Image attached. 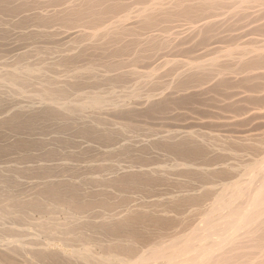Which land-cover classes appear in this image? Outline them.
I'll return each mask as SVG.
<instances>
[{
  "label": "bare ground",
  "instance_id": "obj_1",
  "mask_svg": "<svg viewBox=\"0 0 264 264\" xmlns=\"http://www.w3.org/2000/svg\"><path fill=\"white\" fill-rule=\"evenodd\" d=\"M0 9L8 11L5 23H0L3 39L34 35L68 40L65 43L71 46L64 47L67 50L58 63L88 52L100 55L99 60L110 57L111 62L105 59L110 71L93 76V84L132 82L137 72L124 70L125 65L149 67L126 93L135 101L131 106L123 99L113 101L95 92L71 108L60 103L56 93L63 94L70 84L73 87L72 78L59 81L53 74L55 78H48L47 73L40 102L13 108L0 116V123L59 114L76 129L107 134L112 128L100 127L99 112L152 111L159 121H155L156 115L149 126L143 124L142 134H128L107 151L115 158L125 153L131 159L125 158L124 164L116 159L109 174L106 171L108 175L94 183L126 184L136 192L151 193L163 186L170 189L156 197L128 194L117 203L90 199L85 191L80 193L81 199H42L56 198L74 184L73 178L60 175L42 178L38 185L59 189L40 190L44 195L23 200L26 204L21 209L38 230L31 232L10 222L11 227L1 226L0 264H127L135 257L132 264H264V0H0ZM20 23L25 27L7 29ZM27 70L12 71L11 78L4 79L13 85L30 79L35 72ZM161 77L170 79L161 84ZM156 86L164 88L155 90ZM2 94L0 99L9 98ZM96 207L100 210L94 211ZM35 215L39 220L34 221ZM186 230L189 232L182 234Z\"/></svg>",
  "mask_w": 264,
  "mask_h": 264
},
{
  "label": "rangeland",
  "instance_id": "obj_2",
  "mask_svg": "<svg viewBox=\"0 0 264 264\" xmlns=\"http://www.w3.org/2000/svg\"><path fill=\"white\" fill-rule=\"evenodd\" d=\"M7 12L8 11H6V10L0 9V23L1 24L5 23L4 20H6V18H7V14H8ZM5 14H6V16H5ZM23 24L20 23L21 26L17 24V25H14V27L12 25H10V26L7 27V29H9V28L10 29H13V28L19 29L21 27H25V25H23ZM80 25H82V23ZM0 26H2V25H0ZM83 26H86V24H84ZM3 27H5V26L3 25ZM86 27L88 28V27H91V26H88L87 25ZM95 29H97V28H95ZM29 36L31 37L32 35H29ZM29 36L27 35V36H25L26 38L23 37V39L22 38L21 39H18V38L15 39L14 38L15 41H14L13 38H12L13 39V41H12V39L10 37L5 38L7 40L6 41L5 39H3V37L1 38V36H0V63L3 62L2 64H0V74H2L0 76V82H1L0 85L2 86V87L0 86V92H1V94L3 92L2 97L5 96L4 98H6V97L7 98L8 97L10 98V99L8 98L9 100L8 99H3V98L0 99V116L1 117L4 116V115H6L9 112H13L12 111L13 108H15L17 106H20V105L24 106V105H26V103L27 104H33V105L36 106L40 102L39 101L40 100L39 96H41V98H42V95H43V93H40V90L43 88V86H45V85H42V84H45V82H43L44 76L46 78H47V76H48V78L49 77L51 78L53 76H56L57 78L59 77V79L56 78L59 81L67 80V79L70 80L72 78L71 79L72 80L71 83L73 84V87L70 84L69 86H67V87H69L68 89L66 87L67 91H65L66 89H63L64 91L61 90V91H63V94H61V93L59 94L60 91L58 93H56L59 101H60V99H62L60 101V103H62V101H63V103L68 104L67 106H69L71 108L75 107V103L78 105V103L84 102V100H86L85 97L90 96L91 93L93 95L95 92L96 93L98 92L102 96L105 95L104 97H106V98H108V97L109 98H112V99L114 98L113 101H116V100H119V99L121 101V99H123L126 105L131 106V105H133L132 103H134L135 101H133L134 99H129L128 97H126V93L130 92L133 89L134 82L140 80V75L142 73H147V71H149V67L148 68L147 67L145 68V66L143 64H141V63H138V64L137 63H131L129 65H125V67L123 69L124 70H131V69H133V70H135V72H137V74H135L134 76H132L133 79H134L132 82H128L127 83V81H125V80L122 79V80H117L115 82H113V81L112 82L111 81L108 82L107 81V82L101 83V84L100 83H97L98 85L97 84H93L94 82H91V81L94 79V77L96 75H100L104 71H108L110 69L108 67L109 63L112 61V60H109V59H111L110 57L108 58L106 56V58H108L107 60L110 61V62L107 61V62H109L107 64V62H105L106 61L105 60L106 58H104L105 56H101L102 58L99 57L102 60L104 59L103 61L100 59L101 60L100 61L98 59V56H100V55H95V53H92V52H90V53H92V54H90L88 52V53H85V55H81V56L77 57V59H73L71 61H67L68 63L66 61H64V63H65L64 64L63 63V60L58 63L57 59H58V57H60V55L62 56V51L65 53V50H67L66 48H69L71 46V45H68L67 43H65V41L68 42V40H65V39H62V38H58V37H57L58 38L57 39L56 37H52V38L51 37H46V38L45 37H40V38L38 37V38H34V35H33L30 38ZM35 37H37V36H35ZM47 38H50V39H47ZM18 40H20V41H18ZM78 44L79 43H77V45ZM66 45H68V46H66ZM75 45H76V43H75ZM65 46H66V48H64ZM61 47H63V48H61ZM73 47H75V46L73 45ZM59 51H61V52L59 53ZM94 57H96V58H94ZM55 58H56L57 63L55 61ZM88 58H90V59H88ZM177 58H179L181 60H186L187 59L186 57H183V56H179ZM58 60L60 61L61 59H58ZM52 63L55 65L54 68H53V64ZM84 63H85V65H84ZM24 64H26V65L24 66ZM27 64L30 65V67ZM43 64L44 65H47V66H44ZM49 64H51V66ZM92 64L94 65L95 68L92 66ZM57 65L59 67H57ZM97 65H100V66H97ZM141 65H143L144 67L141 66ZM17 66H19V68ZM23 66L24 67L27 66V67L24 68ZM68 66H70L71 69H70V67L68 68ZM87 66H88V69H87ZM21 67L24 68V69H22ZM36 67H39V68L37 69ZM61 67L63 68V71H62V68ZM75 67L78 68V69H76ZM96 67L97 68L99 67V69H97ZM102 67H103V70H101ZM104 67H105V69H104ZM6 68H8V69H6ZM17 68L20 69V70H18ZM64 68H66V69H64ZM21 69L23 71H25V69L26 70L28 69L27 71H31V72H33V70H34V72H35V73L33 72L34 73V76H32L33 74L30 75L31 78L29 77L30 79L22 80L21 81L22 83L21 82H18V81H15L16 83L14 82V85H13V82H12V84H9L10 81H8L7 79H10L11 78L10 75L13 74L12 71L15 72V71L18 70L19 72H21L22 71ZM35 69H37V71ZM39 69L40 70L43 69L41 74H40L41 71ZM72 69H74V70H72ZM106 69H108V70H106ZM75 70H76V74L77 75L75 74ZM82 70H85L86 72H88V71H91V72H88L86 74V72H84ZM94 70H99V72L98 71H94ZM38 71H39L38 74L41 77L37 75L36 72H38ZM48 71L50 72V74H49ZM5 72L8 73V76H7V74ZM62 72L65 73V74H63ZM72 72H74V73H72ZM4 73H5V77H3L4 76ZM47 73H48V75L46 76ZM52 74H53V76H52ZM80 74L84 78L81 77ZM84 74H86V75H84ZM62 75H65V76H62ZM2 77H3V80H2ZM63 77H64V79H62ZM76 77H77V79H76ZM89 77L90 78L93 77V78L90 79ZM4 78H7V79L5 80ZM53 78H55V77H53ZM79 78H81V80H79V82L81 84L78 82V79ZM168 78L170 79V77H161V78L158 79V82H160L161 84H163V82H164V84H165V82L167 80H169ZM73 79H74V82H73ZM75 79H76V81L78 83L75 81ZM84 79H87L88 81L87 80L85 81ZM30 80H31V82H30ZM2 81H3V83H2ZM23 81H24V84H23ZM28 81L30 82L29 84H28ZM81 81L84 83V85H83V83ZM25 82H26V86H25ZM5 83H6V85H8V84L9 85L6 86ZM17 83L20 84L19 85V87L21 86L20 88L18 87V84ZM39 83L41 85H38ZM21 84L23 85V88H22V85ZM3 85H4L5 88L3 87ZM11 85H13V86L11 87ZM16 86L18 88H16ZM40 86H42V87L40 88ZM94 86H96V87H94ZM14 87L16 88L17 91L15 90ZM36 87H39L40 89L39 88H36ZM6 88H7V91H6ZM157 88H161V89H157ZM163 88L164 87H161V86L158 87V86H156L154 89L155 90H162ZM23 90H26V91H23ZM35 90H36V92H34ZM88 90L90 92H88ZM12 91H14L15 93L12 92ZM105 91H107V92H105ZM141 91H143V89H141ZM21 92H22V94L25 97L21 94ZM41 92H42V90H41ZM6 93L9 94V95L7 96ZM19 93H20V95H18ZM37 93H38V95H37ZM107 93H109V94L107 95ZM86 94H88V95H86ZM10 95H11V97H10ZM29 95H31V96L28 98ZM34 95H35V97H34ZM21 96H22V98H20ZM37 96H38V98H36ZM62 96H63V98H61ZM75 96H76V98H75ZM111 96H113V97H111ZM82 97L85 98V99H83ZM78 98H80V99H78ZM28 99H31V100H28ZM81 99H83V100L81 101ZM6 100H8V101L11 100V101L9 103ZM13 100H15L16 101L15 103H17L18 105L15 104V103H13L14 106L13 105L11 106ZM21 101H23V102H21ZM19 103H21V104H19ZM107 107H109V106H107ZM90 112H91L90 110H87L86 114L87 113L89 114ZM126 112L127 111H125V113H124V111H116V113H114V112L112 113L111 112V115H110V113L107 114L105 112H102L103 113L102 114L101 112H99V116H96V118H97V122H98V119L100 117L99 122H98V123H100V127H102L103 129H106V131H107L108 127L109 128H112V129H108V132L109 133L106 132L107 134H103L102 131L100 132V130H98V132H97L96 129L94 130V129H91V128H90L91 130L87 131V133H86V130H81V129H78V128L76 129L75 126L73 127V125L71 123H68V121L64 120L63 117L60 116L59 114H52L53 116H51V115H48L47 116L46 114H40V115H43L44 117L43 116H40L38 114L40 116L39 117L36 114V115H34L35 116V119L33 118L34 116H30L32 120L31 119L29 120L30 117H28L27 118V121H26V118H20V119H23V121L20 120L19 118H18V121H13V120H5V121H2L0 123V197H1L0 198V214H1V216H0V228H1V226L3 224L4 225L6 224L5 226H7V225L9 226L10 223L11 224L12 223L13 224H16L17 223L16 225L19 224L22 227H25V228L28 227V228H30V231L31 232H34V231L38 230V228L36 226L37 224H33V222H28V221H30V219H28V216L22 210L23 209L22 207L25 206V204H26V203L24 204V202H26L29 199H33L35 196H37V194L38 195H41L44 192H50L52 190H55V188H56V190L59 189V187H57V186H55V187H48V188L45 187L44 188V187L38 185V184L41 183L42 178L44 179L45 177H53V175L54 176H59L60 175V177L61 176H64V177H68V178L69 177L70 178H73L74 184L70 185L68 188L66 187L67 188L66 191H64V192L61 191V192H63L62 194L64 196L60 193L59 195H57L56 198H55V196L54 197L51 196V198L49 196H46L45 198H42V199H68V198L69 199H73V198H75V199H81V194L80 193L82 191H85V192H88V196H89L90 199H103V198L104 199H114L116 201V203H117V202H119V201H117V199H123L124 196H128V194H130L129 196H131V197L133 196L135 198H137V197L138 198H142V197H147V196L148 197L149 196L156 197V196H161V195H165V194L169 193L170 192V189L167 188V187H165V186L161 187L159 190H158V188L155 189L154 190L155 192L149 193V192L143 191V190H137V192H136V190H132L130 187L126 186V184H119V185H117V184L110 185L109 184L108 185V183H106V184L104 183L103 184L102 182H101L102 184H100L99 181H98L99 185L96 184V183H94V182H97V179L99 180V178H101V177L103 178V177H105L106 175L109 174V172H110V169L109 168L114 164V162L116 161V159L119 162H121L122 164L127 163V161L125 160V158H127L128 161L131 159V158L129 159V156L127 154H125V153H124L125 155L124 154H121V155L118 156V158H115L113 154L107 153V151L110 148L113 149L112 146H114V147L115 146H118L120 144V141H121L120 139H122V140H124V138L126 139L128 134H130V136H137L138 133H139L138 135H140V132L142 134V131L144 132V129H142L143 128V124L146 123V125H147L148 124V121L151 124L158 117V114L156 113V115H157L156 116L154 114V112H152V111H146L144 113L141 112V111H140L141 113H139L138 111H135V112H138V113H135L134 111H130V112L128 111L127 113ZM119 114H121V115H119ZM54 115H56V116H54ZM155 116H156V118H155ZM104 119H106L105 120V123H104ZM157 119L155 121H159V119L158 120ZM15 120H17V119H15ZM150 121H152V122H150ZM69 124L71 126H69ZM150 124H148L147 126H149ZM146 125L144 126V128L147 127ZM171 125L172 124H170L169 127ZM103 126H105V128ZM171 128H172V126H171ZM124 130H126V131H124ZM131 130H133V131H131ZM83 131H85V132H83ZM94 131L96 133H94ZM123 132H125V133L123 134ZM76 133H78V134H76ZM111 133H112V135H110V137H109V134H111ZM117 133H119V134H117ZM120 133H121V135H120ZM105 135H107L106 136L107 138L105 137ZM115 135H117L116 136L117 138L120 137L118 139L119 141L116 140L117 138L115 137ZM118 135H119V137H118ZM8 136H9V138H8ZM111 136H112V138H111ZM108 138L111 139V140H109ZM29 139H30L31 142L29 141ZM114 141H115V145H114ZM32 144H34V145H32ZM25 152H27V153H25ZM126 155H127V157H126ZM113 157H114V159H113ZM120 157H122V158H120ZM246 158H249V157H245V159ZM232 161H235V159H233ZM164 162L165 161H163V163ZM160 163H161V161H160ZM16 166H18V168ZM41 168H43V169H41ZM106 171H107L108 174L105 173ZM16 173H18V174H16ZM96 176L97 177L99 176V177L97 178ZM38 177H40V178H38ZM94 178H96V180H94ZM37 186H39V187H37ZM5 188H6V190H5ZM42 188H43L44 191L42 190ZM46 189H47V191H45ZM50 189H52V190H50ZM73 189H74V191H73ZM40 190L43 193H39V192H41ZM60 190H64L62 186H60ZM69 190H71V191H69ZM127 191H128V193H127ZM140 191H142V192H140ZM65 192H66V196H65ZM67 193H69V194H67ZM118 193H119V195H118ZM152 194H155V195H152ZM117 195L120 196V197H117ZM89 198H87V199H89ZM23 200H25V201L23 202ZM21 203L24 204V205H21ZM18 205H19V207H17ZM96 209L97 210H100L99 207H96L94 209V211H96ZM25 215H26L27 218L25 217ZM23 216L25 218L24 220L22 218ZM38 217H39L38 215H35L33 217L35 220L34 219H31V221H33V220L34 221L39 220ZM11 226L12 225H10L9 227H11ZM188 232L189 231L186 230L182 234H187ZM167 241L168 240H166V242ZM150 246L151 245H148V246L143 247L142 250L139 252L138 256L140 254H142L144 251L148 250L150 248ZM135 259H137V257L133 258L127 264H132V261H134ZM3 264H5V263H3Z\"/></svg>",
  "mask_w": 264,
  "mask_h": 264
}]
</instances>
